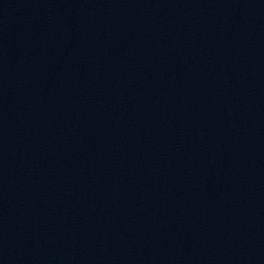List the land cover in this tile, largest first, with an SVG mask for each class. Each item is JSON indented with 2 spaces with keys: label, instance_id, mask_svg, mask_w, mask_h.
I'll return each mask as SVG.
<instances>
[{
  "label": "water",
  "instance_id": "95a60500",
  "mask_svg": "<svg viewBox=\"0 0 264 264\" xmlns=\"http://www.w3.org/2000/svg\"><path fill=\"white\" fill-rule=\"evenodd\" d=\"M0 264H264V0H0Z\"/></svg>",
  "mask_w": 264,
  "mask_h": 264
}]
</instances>
